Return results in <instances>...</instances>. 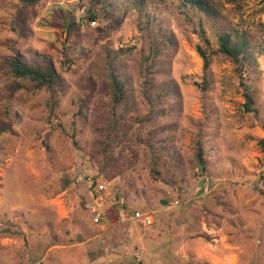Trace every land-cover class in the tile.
Segmentation results:
<instances>
[{
    "label": "rangeland",
    "instance_id": "1",
    "mask_svg": "<svg viewBox=\"0 0 264 264\" xmlns=\"http://www.w3.org/2000/svg\"><path fill=\"white\" fill-rule=\"evenodd\" d=\"M144 1L155 26L128 6L106 33V21L85 17L86 0L21 11L20 0H0V264H264V0H212L217 19ZM58 6L85 17L76 43L51 18ZM224 31L248 37L246 72L217 53L204 71L199 47L217 50ZM29 50L50 55L60 78L52 112L44 87L2 66ZM111 76L125 84L118 102ZM241 83L255 90L256 114ZM84 174L107 184L106 207L123 198L125 218L138 209L153 223L115 213L94 223Z\"/></svg>",
    "mask_w": 264,
    "mask_h": 264
},
{
    "label": "trees",
    "instance_id": "2",
    "mask_svg": "<svg viewBox=\"0 0 264 264\" xmlns=\"http://www.w3.org/2000/svg\"><path fill=\"white\" fill-rule=\"evenodd\" d=\"M90 2L85 17L88 21H94L98 18L106 21L104 25V30L106 33L113 32L117 29L123 19L124 15L128 13V6H134L138 8L139 11H143L144 18L146 22H149L152 26H155L154 12L151 10L148 11L144 5V0H86ZM177 3L181 4L185 10H189L194 13H202L206 17H212L217 19L219 12L212 4V0H174ZM230 2H237L239 0H228ZM42 3V0H20V7L18 10H23L28 6H35ZM146 10H143V9ZM200 16V15H199ZM60 17L61 23V32L65 34V41H69L71 44L76 43L75 35L79 30V27L82 25L81 22L85 18L77 17L73 12L64 9L63 6H58L56 9H53L51 13V18ZM51 20V19H50ZM50 20L45 21V23L50 22ZM19 20L15 19L14 24L11 23V29L15 31L19 36H23L25 29L19 27ZM101 30V29H99ZM27 31V30H26ZM205 38L204 36H202ZM218 39V49L215 51L208 50L203 47H199V53L204 61V71H206L211 64V55L212 53H217L225 58L230 59L232 62L236 63L242 72H246L248 66H252L255 62L254 51L251 46V43L243 33H238L232 35L228 31L220 33L217 37ZM68 45H64L63 54L67 58L66 61H73L70 58L69 53L66 50ZM72 49V46L69 45L68 49ZM74 48V47H73ZM52 58L47 53H38L36 51H27L24 54H17L10 58L4 59L2 66L7 67L8 71L17 78H20L26 81L24 84L27 88L39 89L44 87L48 93L47 105L52 112L57 103V92L60 88V78L56 71L55 66L52 63ZM75 61V60H74ZM64 63L65 61H60ZM112 78V88H113V100L118 102L123 99V91L125 90V84L123 80H117ZM242 84V94L245 98L244 106L247 111L253 112L256 114L257 108L255 107V96L254 89H251L248 85ZM209 84L205 79L203 88L207 89ZM8 126L0 124V132H7ZM258 145L264 151V138L258 140ZM195 168L197 171L204 172L207 166V161L204 158V149L200 141L196 142V151L194 154ZM142 211V210H141Z\"/></svg>",
    "mask_w": 264,
    "mask_h": 264
},
{
    "label": "built area",
    "instance_id": "3",
    "mask_svg": "<svg viewBox=\"0 0 264 264\" xmlns=\"http://www.w3.org/2000/svg\"><path fill=\"white\" fill-rule=\"evenodd\" d=\"M94 23L95 20L91 21V24ZM83 176L89 191V199L86 208L94 223H103L107 221L111 213H115L121 220L129 219L134 222H140L144 226H149L153 223L154 219L150 212H144L138 209L132 211V213L125 218V211L122 208L124 204L123 198L118 199V206L111 205V207H106L103 204V199L111 194V190L108 189L107 184L103 179L94 174H84ZM175 202L177 203V201H174L173 204H175Z\"/></svg>",
    "mask_w": 264,
    "mask_h": 264
},
{
    "label": "water",
    "instance_id": "4",
    "mask_svg": "<svg viewBox=\"0 0 264 264\" xmlns=\"http://www.w3.org/2000/svg\"><path fill=\"white\" fill-rule=\"evenodd\" d=\"M166 202H167V201L163 200V203H165V204H166Z\"/></svg>",
    "mask_w": 264,
    "mask_h": 264
}]
</instances>
